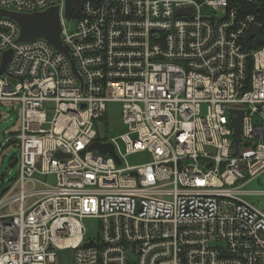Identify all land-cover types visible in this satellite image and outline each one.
Masks as SVG:
<instances>
[{"label":"built area","instance_id":"built-area-1","mask_svg":"<svg viewBox=\"0 0 264 264\" xmlns=\"http://www.w3.org/2000/svg\"><path fill=\"white\" fill-rule=\"evenodd\" d=\"M54 6L77 73L46 38L18 42L19 22L0 12V69L12 50L0 101L21 106L0 264H264V188L252 186L264 184L261 11L240 0H83L69 32L67 0H0L16 13ZM255 25L263 41L246 42ZM109 102L122 103L125 153L98 139ZM136 152L150 161L130 165ZM86 217L100 220L97 237Z\"/></svg>","mask_w":264,"mask_h":264},{"label":"rangeland","instance_id":"rangeland-1","mask_svg":"<svg viewBox=\"0 0 264 264\" xmlns=\"http://www.w3.org/2000/svg\"><path fill=\"white\" fill-rule=\"evenodd\" d=\"M64 28L69 31H75L77 19L68 16L66 11L63 14ZM5 76V75H4ZM15 82L16 79H13ZM52 113L49 112V119L52 118ZM122 103L109 102L105 119L98 122L101 140L111 141L115 139L120 146L122 152H126V145L122 140V136L128 132V127L123 121ZM21 123V106L12 102L0 101V197H2L8 187L17 179L19 175V166L16 164L10 167L13 157H17L19 146L17 141L12 140L7 143L8 138L14 136L20 130ZM126 161L130 165H139L150 161V155L147 152H136L128 154ZM48 180L54 183L55 177L50 176ZM255 188H264V184H252ZM261 199V203L262 200ZM259 203V202H258ZM83 223L87 229L88 237H97L100 230V220L95 217H86ZM65 261H68L67 252L63 253Z\"/></svg>","mask_w":264,"mask_h":264},{"label":"water","instance_id":"water-1","mask_svg":"<svg viewBox=\"0 0 264 264\" xmlns=\"http://www.w3.org/2000/svg\"><path fill=\"white\" fill-rule=\"evenodd\" d=\"M192 9H185L180 10L176 14H181L187 11H190ZM2 14L8 15L10 17H13L16 19L20 26H21V35L19 37L18 42H27V41H33L37 38H46L50 41V43L58 50L66 53V55L71 59L74 70L77 73V69L75 66V61L71 58V55L68 51V49L63 44L62 40V22H61V15H60V8L59 6H54L51 8H48L47 10L41 11V12H35V13H16V12H9L0 10ZM257 37L260 40L263 41V38L261 36V26L255 25L248 36L246 37V42L251 37ZM12 50L7 51L4 54V61L2 64V67L0 69V74H2L5 71V68L8 64V61L11 57ZM242 115L243 112H241L240 116L236 117L234 119V125L236 129V136H237V152L239 149V143L241 141V135L239 132V128L242 121ZM91 149L98 150L99 152L106 154V155H112L116 156L115 149L113 144L111 143H102L100 141H95L90 146ZM57 157H64V156H71L63 154L62 152L56 153ZM17 157L11 162L10 167H14L17 163ZM120 162V161H119Z\"/></svg>","mask_w":264,"mask_h":264},{"label":"trees","instance_id":"trees-1","mask_svg":"<svg viewBox=\"0 0 264 264\" xmlns=\"http://www.w3.org/2000/svg\"><path fill=\"white\" fill-rule=\"evenodd\" d=\"M83 0H67L66 13L68 16L77 17L79 15V9L82 5ZM240 3L244 5L247 9L252 11H261L262 13V22H263V35H264V0H254L253 2H248L246 0H240ZM105 119L103 117L101 120ZM98 139L101 140V136H98ZM15 157L12 158V160Z\"/></svg>","mask_w":264,"mask_h":264}]
</instances>
